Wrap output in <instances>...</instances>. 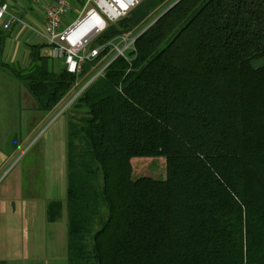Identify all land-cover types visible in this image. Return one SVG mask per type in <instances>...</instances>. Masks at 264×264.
Listing matches in <instances>:
<instances>
[{
  "label": "trees",
  "instance_id": "obj_1",
  "mask_svg": "<svg viewBox=\"0 0 264 264\" xmlns=\"http://www.w3.org/2000/svg\"><path fill=\"white\" fill-rule=\"evenodd\" d=\"M167 1L108 27L103 40L148 24L68 114L67 264H264V0ZM9 31L0 70L52 111L89 63L57 72L46 43L6 61ZM157 154L166 178L132 180L130 158Z\"/></svg>",
  "mask_w": 264,
  "mask_h": 264
},
{
  "label": "crops",
  "instance_id": "obj_2",
  "mask_svg": "<svg viewBox=\"0 0 264 264\" xmlns=\"http://www.w3.org/2000/svg\"><path fill=\"white\" fill-rule=\"evenodd\" d=\"M30 1L0 0V5L5 4L32 28L13 23L6 29L10 30L3 55L6 61L25 54V44H45L37 26L43 23L41 3L36 4L42 14L32 9ZM0 30H5L1 24ZM42 52L48 54L47 46ZM15 81L0 70V175L4 174L0 180V264H67V123L63 125L62 144L53 143L47 152L38 138L25 151L23 143L31 131L30 124L35 115L43 122L45 111L36 109L30 93ZM53 200L60 201L61 208L59 216L48 221L47 205Z\"/></svg>",
  "mask_w": 264,
  "mask_h": 264
},
{
  "label": "built area",
  "instance_id": "obj_3",
  "mask_svg": "<svg viewBox=\"0 0 264 264\" xmlns=\"http://www.w3.org/2000/svg\"><path fill=\"white\" fill-rule=\"evenodd\" d=\"M41 3L43 23L40 35L48 48V55L53 60H59L62 67L79 77L83 65L89 63V68L82 79H78L73 91V98L94 79L104 74L105 69L118 57H127V52L134 50V41L146 29L145 25L126 35H117L102 39L108 27L126 14L139 0H84L74 19L61 28L62 21L71 8V0H31ZM13 23L26 28L30 25L11 13L5 4L0 5V24L3 29H9ZM122 43V44H121ZM63 107L62 110H64ZM61 110V111H62Z\"/></svg>",
  "mask_w": 264,
  "mask_h": 264
},
{
  "label": "rangeland",
  "instance_id": "obj_4",
  "mask_svg": "<svg viewBox=\"0 0 264 264\" xmlns=\"http://www.w3.org/2000/svg\"><path fill=\"white\" fill-rule=\"evenodd\" d=\"M169 1L171 0H168L167 3ZM70 4H71V8L67 13L66 18L62 21L61 28H64L67 24H69L72 21V19L76 17L80 9L79 6L81 4L77 0H71ZM30 5L35 12L42 14V12L38 11L39 10V8L37 7L38 4L31 2ZM129 10L126 12V14L129 12ZM152 16H154V14ZM29 24L34 25L30 21ZM37 26L40 28L42 25L38 24ZM23 58H24V54L22 53L21 56L18 57V60L22 61ZM53 65L55 71L57 72L62 68V63L59 60H53ZM15 83L18 84L19 86L21 85L17 80L15 81ZM20 87H22L21 89L27 91L23 85H21ZM76 90L77 88L75 89V91ZM75 91L70 93V95H68L65 98V100L61 103V105L57 106L52 111L45 112V119L43 122L39 121V117L35 115L36 120L31 122L29 127L31 131L29 133L27 140L23 143L25 151L38 138L40 141L43 140V142L45 143L46 145L45 151L47 152L52 148L51 146H53V143H56V146L63 143V136H64L63 125L67 123L68 114L70 112L73 113V105L75 103L76 98H73L72 96L74 95ZM63 107H65L64 110H62ZM31 152L32 149L30 150L29 153ZM130 164H131L130 177L132 180H136L138 178L145 176L155 179L166 178V162H165V157L162 154L151 155V156H133L130 158ZM3 175L4 174L0 175V180L2 179Z\"/></svg>",
  "mask_w": 264,
  "mask_h": 264
},
{
  "label": "water",
  "instance_id": "obj_5",
  "mask_svg": "<svg viewBox=\"0 0 264 264\" xmlns=\"http://www.w3.org/2000/svg\"><path fill=\"white\" fill-rule=\"evenodd\" d=\"M176 1H177V0H176ZM176 1H174V3H175ZM172 4H173V3H172ZM172 4H171V5H172ZM171 5H170V6H171ZM167 8H169V7H167ZM167 8H166V9H167ZM166 9H165V10H166ZM165 10H164V11H165ZM164 11H162L159 15H161ZM159 15H158V16H159Z\"/></svg>",
  "mask_w": 264,
  "mask_h": 264
},
{
  "label": "bare ground",
  "instance_id": "obj_6",
  "mask_svg": "<svg viewBox=\"0 0 264 264\" xmlns=\"http://www.w3.org/2000/svg\"><path fill=\"white\" fill-rule=\"evenodd\" d=\"M125 5V3L121 0V6H124Z\"/></svg>",
  "mask_w": 264,
  "mask_h": 264
}]
</instances>
